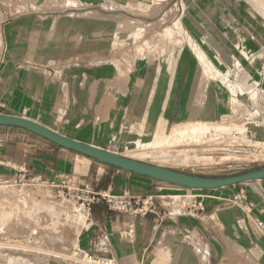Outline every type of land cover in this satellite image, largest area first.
Wrapping results in <instances>:
<instances>
[{"label": "rangeland", "instance_id": "374dc122", "mask_svg": "<svg viewBox=\"0 0 264 264\" xmlns=\"http://www.w3.org/2000/svg\"><path fill=\"white\" fill-rule=\"evenodd\" d=\"M168 55H178L173 67L181 69L172 71L175 86L162 97L168 122L150 124L146 102L125 131L147 68L153 64L155 72ZM201 55L207 59L200 66ZM62 66L75 70L74 83L85 70H107L103 96L98 100L93 93L89 102L101 103L97 123L116 124L114 136L104 142L112 150L210 177L264 167V0H0V92L2 70L9 86L19 72H35L48 84ZM144 181L149 185L143 195L126 192L151 197L156 214L128 215L130 225L111 230L114 246L103 241L94 204L83 223L78 219L86 212L77 208V213L75 199L62 200L53 187L0 183V246L14 247L0 254L16 255L25 246L31 252L16 259L22 264H87L79 260L78 248H105L121 264H142L157 246L165 264H178L187 253L198 255L192 238L208 225L218 243L231 249L225 224L236 206L246 209L242 185L200 190ZM153 234L144 258L127 249ZM234 249L241 251L236 244ZM197 258L206 264V255Z\"/></svg>", "mask_w": 264, "mask_h": 264}, {"label": "crops", "instance_id": "0c3cea01", "mask_svg": "<svg viewBox=\"0 0 264 264\" xmlns=\"http://www.w3.org/2000/svg\"><path fill=\"white\" fill-rule=\"evenodd\" d=\"M177 59L178 55L171 57L168 55L156 66L155 72L153 64L147 68L129 105V117L122 127L125 131H129L135 120L140 117L146 102L145 115L150 124L157 121L164 126L168 122L163 112L162 97L165 92L169 94L168 91H172L175 86L171 73L176 71L178 74L181 70L173 67ZM198 60L201 66L202 62L199 58ZM74 72L75 70L70 66H62L57 78L48 84H45L35 72H19L12 78L14 81L9 86V74L2 70L0 114L26 116L68 137L112 150L104 142L114 136L113 128L116 124L97 123L96 107L101 103L89 102L93 93L98 100L103 96L107 70L99 67L92 72L85 70L80 73V78L75 83L74 80L72 81ZM202 102L200 99L201 104ZM103 109L105 108L102 105L101 110ZM213 109L219 117L221 107L216 98ZM109 117H112L111 114ZM130 142H134V139L127 140V143ZM140 145L148 146L149 144ZM76 162L78 168H76ZM0 165H2L0 174L12 176L19 168H26L29 177L55 180L60 177H69L74 185L101 190L110 185L114 194L126 192L128 188L141 193L146 191L149 185L144 181L148 179L147 177L97 162L87 156L56 146L20 128H0ZM240 185L245 189L246 200L251 202V206L245 210L236 206V213L226 221L225 225L230 230V235L227 231L226 235L231 240V249L218 243L212 227L208 225V231L197 233L192 238L198 255L183 254V259L178 264H201L197 257L204 255L207 256L206 264H264V180L245 182L235 186ZM92 212L103 233V241L107 239V245L114 246L116 241L112 239L111 230L114 227L122 228L130 225V216L110 210L103 203L94 204ZM143 221L145 220L140 218L138 223L143 225ZM153 239L154 234L143 236L140 240L136 239L132 245H128L127 249H132L136 255L142 253L141 258H144L147 248L143 249V247L146 245L149 247ZM234 244L240 246L241 251L235 250ZM16 259L25 258L22 255L6 257L0 254V264H22ZM142 264H165V258L158 255L156 246L143 259Z\"/></svg>", "mask_w": 264, "mask_h": 264}, {"label": "water", "instance_id": "95a60500", "mask_svg": "<svg viewBox=\"0 0 264 264\" xmlns=\"http://www.w3.org/2000/svg\"><path fill=\"white\" fill-rule=\"evenodd\" d=\"M0 128H20L40 136L56 146L87 156L97 162L109 164L139 176L189 189L211 190L249 181L264 180V167L250 169L235 175L210 177L174 170L159 164L147 163L122 155L114 150L103 149L93 144L81 142L37 120L17 114H0Z\"/></svg>", "mask_w": 264, "mask_h": 264}, {"label": "built area", "instance_id": "2783aa9c", "mask_svg": "<svg viewBox=\"0 0 264 264\" xmlns=\"http://www.w3.org/2000/svg\"><path fill=\"white\" fill-rule=\"evenodd\" d=\"M11 181L15 186H24L32 184H46L47 186L54 188V193L57 197L62 200L67 198H74L76 202L75 210L80 214L79 210L86 212L85 220H88V216L91 211V206L93 204L103 203L110 210L125 213L128 215H137L142 216L147 213L155 212V207L153 205V200L147 196H131L127 193L114 194L112 193L111 186H107L105 189H91L86 186H77L74 185L71 178L63 177L60 180L55 179H46L36 176H28L26 168H19L12 176L0 174V183ZM31 184V185H32ZM244 203V207L248 208L251 206V202L240 199V203ZM79 210H78V209ZM84 220V221H85ZM154 222H157L156 217L153 218ZM157 228V225L155 226ZM14 248V247H12ZM7 246L0 248V252H6L8 249ZM76 254L81 257V261L87 264H121L117 258L112 256L109 251L105 248H101L96 252L84 251L81 248H78Z\"/></svg>", "mask_w": 264, "mask_h": 264}, {"label": "bare ground", "instance_id": "6f19581e", "mask_svg": "<svg viewBox=\"0 0 264 264\" xmlns=\"http://www.w3.org/2000/svg\"><path fill=\"white\" fill-rule=\"evenodd\" d=\"M155 1H159V0H155ZM200 61L204 64L205 62H206V58H205V56H200ZM207 69V71L209 70V68H206ZM229 92V91H228ZM229 99H232V97H231V95H229L228 96V100ZM220 101V100H219ZM233 102V101H232ZM80 222H85L84 220H85V216L84 215H80V217H79V219H78ZM7 246V248H12V246H8V245H6ZM4 246H0V248H3ZM17 248H20L21 250H23V252H20V253H16V255H22V256H26L27 254H29L31 251L28 249V247H25V246H18ZM51 254V253H50ZM50 254H49V256H50ZM10 256H13V255H11V254H9ZM46 255H48V254H46ZM55 255V254H54ZM59 255V254H58ZM53 257V256H52ZM62 261V260H61ZM11 263H12V261H11ZM78 264V263H77Z\"/></svg>", "mask_w": 264, "mask_h": 264}]
</instances>
